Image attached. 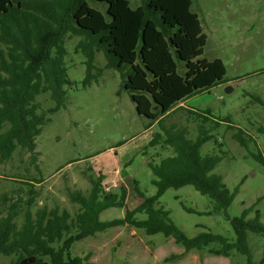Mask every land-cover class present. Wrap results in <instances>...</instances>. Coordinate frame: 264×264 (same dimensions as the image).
Wrapping results in <instances>:
<instances>
[{"label":"trees","instance_id":"1","mask_svg":"<svg viewBox=\"0 0 264 264\" xmlns=\"http://www.w3.org/2000/svg\"><path fill=\"white\" fill-rule=\"evenodd\" d=\"M31 1L0 0V46H4L0 48V130L9 125L0 132V163L9 160L17 146L32 154L36 136L49 114L64 106L66 87L71 84L65 65V42L73 37L80 38L74 51H82L86 57L87 73L82 85L90 84L95 53L101 51L107 67L119 70L121 86L137 113L150 120L147 127L154 123L158 126L159 131L153 133L148 144L169 145L174 155L149 164L156 192L145 197L136 187L143 201L134 209L126 207L123 186L117 191L104 190L102 176L90 178L87 193L69 190L70 207L38 205V192L30 183H26L25 200L2 194L0 256L11 257L9 264H93L88 262L89 254L75 255L73 244L126 225L147 235L172 237L184 252L197 250L224 257L237 254L245 257L240 264H264V249L262 257L255 258L250 245L251 235L264 237V222L256 207L264 196L243 207L238 215L230 216L227 210L244 178L231 189L222 175L214 172L225 157L223 143L215 135L219 126L226 124L228 129H234L232 137L242 147L255 144L254 138L234 126L229 115L220 117L210 108L196 110L181 105L223 82L226 72L221 59L201 57L207 36L198 14L191 9L192 0H141L137 7H132L129 0H48L53 12L48 21L38 19ZM89 1L104 3V12ZM19 20L26 23L25 28L18 24L13 31L12 23ZM44 94L53 102L48 108L38 101ZM250 97L260 101L257 96ZM179 111H184V120L194 122L192 131L176 122L166 124V119ZM258 131L264 134V127H258ZM207 142L218 150L203 152ZM251 156L264 166L259 150ZM185 185H192L210 200L208 214L223 213L234 239L203 227L189 237L172 221L170 211L160 205L159 198L167 189ZM18 191L22 190H13ZM110 207H125L124 216L101 220L100 214ZM139 213L145 218L139 219Z\"/></svg>","mask_w":264,"mask_h":264},{"label":"rangeland","instance_id":"2","mask_svg":"<svg viewBox=\"0 0 264 264\" xmlns=\"http://www.w3.org/2000/svg\"><path fill=\"white\" fill-rule=\"evenodd\" d=\"M129 1L132 7L141 5V0ZM89 2L104 12V3ZM48 3V0L31 1L38 19L48 21L47 17L52 16ZM191 9L198 14L207 36L201 57L221 59L226 72L223 82L188 98L182 105L196 110L210 108L220 117L229 115L234 126L255 140V144L251 142L247 148L242 147L232 137L235 130L228 129L226 124L219 126L215 133L223 143L221 149L225 157L214 172L221 174L231 189L244 178L227 210L230 216H236L243 207L264 196V166L251 156L257 150L264 156V134L258 131V127H264V0H192ZM18 24L25 28L26 23L19 20L12 23L13 31ZM79 39L68 38L65 42L68 52L65 65L71 84L66 87L64 106L49 114V120L36 136L32 154L17 146L11 158L0 163V197L7 193L25 200L28 196L26 183H30L35 184L38 192L35 199L38 205L70 207L69 190L87 193L90 178L102 176L104 190L117 191L123 186L127 192L126 207L134 209L143 201L136 187L145 197L156 192L149 164H158L173 156L174 150L161 143L148 144L153 133L159 131L158 126L154 123L147 127L150 120L137 113L128 92L121 86L119 70L107 67V59L101 51L95 53L90 84L82 85L87 71L84 53L74 51ZM226 86L230 87L228 91ZM250 94L260 101H253ZM38 101L43 108L53 105L47 94L40 95ZM185 117L184 111H179L170 115L166 124L176 122L192 131L195 124L192 120H184ZM8 128L5 124L0 132ZM212 149L218 150L212 142L202 147L203 152ZM38 179L42 181L35 183ZM19 188L22 191L13 192ZM159 202L189 237L205 228L234 239L233 229L223 213L208 214L212 206L210 200L192 185L167 189ZM256 207L264 222V197ZM125 211V207H110L100 214V219L121 218ZM137 217L145 218V214L139 213ZM250 245L254 257H262L264 237L251 235ZM72 251L81 257L89 254L88 262L93 264H240L245 260L237 254L224 257L197 250L184 252L172 237L161 233L147 235L126 225L76 242ZM167 257L170 259L164 261ZM10 258L0 256V264H9Z\"/></svg>","mask_w":264,"mask_h":264},{"label":"water","instance_id":"3","mask_svg":"<svg viewBox=\"0 0 264 264\" xmlns=\"http://www.w3.org/2000/svg\"><path fill=\"white\" fill-rule=\"evenodd\" d=\"M230 89V87L226 86V91H228Z\"/></svg>","mask_w":264,"mask_h":264},{"label":"built area","instance_id":"4","mask_svg":"<svg viewBox=\"0 0 264 264\" xmlns=\"http://www.w3.org/2000/svg\"><path fill=\"white\" fill-rule=\"evenodd\" d=\"M109 190V188H106V191H108Z\"/></svg>","mask_w":264,"mask_h":264},{"label":"crops","instance_id":"5","mask_svg":"<svg viewBox=\"0 0 264 264\" xmlns=\"http://www.w3.org/2000/svg\"><path fill=\"white\" fill-rule=\"evenodd\" d=\"M183 103H181V105H182Z\"/></svg>","mask_w":264,"mask_h":264}]
</instances>
